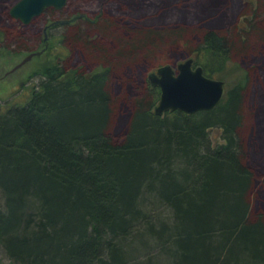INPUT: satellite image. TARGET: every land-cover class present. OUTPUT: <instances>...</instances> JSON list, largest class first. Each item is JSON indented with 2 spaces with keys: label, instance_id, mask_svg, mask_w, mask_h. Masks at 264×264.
Here are the masks:
<instances>
[{
  "label": "trees",
  "instance_id": "16d2710c",
  "mask_svg": "<svg viewBox=\"0 0 264 264\" xmlns=\"http://www.w3.org/2000/svg\"><path fill=\"white\" fill-rule=\"evenodd\" d=\"M179 32L134 31L125 44L138 51ZM200 35L187 56L219 78L233 43ZM54 55L24 101L0 104L6 264H152L156 255L169 264H264V210L251 213L256 176L238 133L240 86L209 111L158 116L159 88L149 84L150 99L135 101L116 140L108 68L68 69Z\"/></svg>",
  "mask_w": 264,
  "mask_h": 264
},
{
  "label": "rangeland",
  "instance_id": "374dc122",
  "mask_svg": "<svg viewBox=\"0 0 264 264\" xmlns=\"http://www.w3.org/2000/svg\"><path fill=\"white\" fill-rule=\"evenodd\" d=\"M16 1L0 0V48L4 47L0 56V104L24 101L25 95L38 86L45 67L53 63L55 53L61 54L59 64L64 68L83 72L108 68L107 87L113 110L109 134L116 140L126 131L135 101L150 99V71L166 64L175 67L188 58L202 31L224 33L233 43L229 70L215 79L224 82L225 92L240 86L242 123L238 133L246 150V164L256 176L251 213L264 210L260 182L264 176V0H67L62 11H44L27 25L9 14ZM78 13L86 19L76 26L51 31L53 35L64 33L65 37L48 40L53 51L33 56L10 72L26 55L41 50L44 43L40 32L48 17L65 18ZM149 29L180 31L182 38L165 37L144 49L127 50L125 41L134 31ZM82 32L90 34L74 38ZM211 136L221 142L217 130H212ZM153 249L148 243L145 252L156 255L158 251ZM155 257L152 264H169L164 255ZM131 258L135 263L146 257L141 254ZM0 260L7 262L2 252Z\"/></svg>",
  "mask_w": 264,
  "mask_h": 264
},
{
  "label": "water",
  "instance_id": "95a60500",
  "mask_svg": "<svg viewBox=\"0 0 264 264\" xmlns=\"http://www.w3.org/2000/svg\"><path fill=\"white\" fill-rule=\"evenodd\" d=\"M65 2L66 0H17L9 9V14L27 24L43 7L61 8ZM38 54L39 52L29 53L10 72ZM147 80L151 86L159 88V99L153 108L158 116L174 110L187 114L209 111L217 106L224 94V82L205 76L201 66H193L191 57L175 67L169 64L159 66L147 75Z\"/></svg>",
  "mask_w": 264,
  "mask_h": 264
},
{
  "label": "flooded vegetation",
  "instance_id": "af4514ba",
  "mask_svg": "<svg viewBox=\"0 0 264 264\" xmlns=\"http://www.w3.org/2000/svg\"><path fill=\"white\" fill-rule=\"evenodd\" d=\"M66 3H67V0L65 2L64 6H62L61 8H56V7H53V6L43 7L42 10H41V12L37 16H34L33 18H31V20L29 21V23L32 22V20H34L36 17L40 16L44 11H50V12H52V11H55V12L62 11L64 9V7L66 6ZM85 19H86L85 18V15L83 13H78L76 15H72L71 17L66 16L65 18H60V17L50 18V17H48L45 20V22H44V26L42 27V31L40 32V34H42L41 39H42V41H43L44 44H43V47L41 48V50L37 51V52H39L38 55L43 54L44 52L47 51V49L49 47V42H48L49 39H51V38H58V39L65 38L63 36L64 33H61V34L54 33L55 35H53V33H51L52 30L57 29L59 27H65V26L67 27L69 25L76 26V24H77V22L79 20H85ZM17 21L19 23H21L22 25H27L28 24V23L27 24H23L18 19H17ZM96 21H94V22H96ZM86 22L89 23V24L91 23L88 20H86ZM89 34L90 33H84V32H82V33H76L74 35V38L77 39V38H80L82 36L88 37ZM54 50H57V48L55 49V47H54ZM152 71H154V70H152ZM152 71H150V72H152Z\"/></svg>",
  "mask_w": 264,
  "mask_h": 264
}]
</instances>
